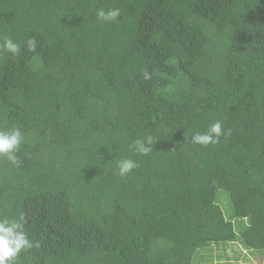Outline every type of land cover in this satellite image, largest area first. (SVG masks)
I'll return each mask as SVG.
<instances>
[{"label": "trees", "instance_id": "trees-1", "mask_svg": "<svg viewBox=\"0 0 264 264\" xmlns=\"http://www.w3.org/2000/svg\"><path fill=\"white\" fill-rule=\"evenodd\" d=\"M4 37L22 50L0 51V130L23 141L0 219L33 245L15 264H206L234 243L264 262V0H0ZM217 120L229 135L191 142Z\"/></svg>", "mask_w": 264, "mask_h": 264}, {"label": "clouds", "instance_id": "clouds-1", "mask_svg": "<svg viewBox=\"0 0 264 264\" xmlns=\"http://www.w3.org/2000/svg\"><path fill=\"white\" fill-rule=\"evenodd\" d=\"M96 17L101 22H116L121 15L119 8H99L96 10ZM37 48V42L34 37H30L23 42V50L34 52ZM22 50L21 44L14 41L11 37H4L0 44V51L10 55H18ZM145 79H150V75L145 72ZM223 131L220 121L212 123L208 130L204 133L196 132L191 136L193 144L208 145L218 143L221 135H229ZM23 141V135L20 128L15 127L7 130H0V157L6 158L9 162L15 164L17 162L16 153ZM156 140L148 135L146 137L137 138L133 142V149L139 155H148L152 151V145ZM138 164L133 159H122L118 161V174L123 177L130 173ZM32 241L28 234L24 231V223L22 218L19 219H0V264H15V260L22 250L31 248Z\"/></svg>", "mask_w": 264, "mask_h": 264}, {"label": "rangeland", "instance_id": "rangeland-1", "mask_svg": "<svg viewBox=\"0 0 264 264\" xmlns=\"http://www.w3.org/2000/svg\"><path fill=\"white\" fill-rule=\"evenodd\" d=\"M218 195L222 197L225 196L226 201L223 200V202H221V200L219 199L218 203L223 208L224 214L229 217V214L232 212L230 199L227 193L223 190H220L218 192ZM215 246L220 245L214 244L212 248H214ZM242 249L243 248L240 247V245L237 243H234L232 245H222V247L213 249L214 252H211L210 255L205 259L207 261L206 264H229V260L233 264H264V262L260 263L259 260L256 259L255 253L250 251L247 252Z\"/></svg>", "mask_w": 264, "mask_h": 264}, {"label": "crops", "instance_id": "crops-1", "mask_svg": "<svg viewBox=\"0 0 264 264\" xmlns=\"http://www.w3.org/2000/svg\"><path fill=\"white\" fill-rule=\"evenodd\" d=\"M263 263V262H262Z\"/></svg>", "mask_w": 264, "mask_h": 264}]
</instances>
